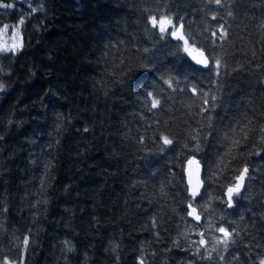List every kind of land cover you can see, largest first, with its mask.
Masks as SVG:
<instances>
[{
    "label": "trees",
    "instance_id": "1",
    "mask_svg": "<svg viewBox=\"0 0 264 264\" xmlns=\"http://www.w3.org/2000/svg\"><path fill=\"white\" fill-rule=\"evenodd\" d=\"M4 2L13 8H2L0 24L24 23L23 47L0 54L8 73L0 79L10 86L0 92V259L259 264L264 0H222L220 6L209 0ZM164 13L183 18L192 39L222 58L219 78L174 56L171 45L182 42L170 35L160 40L148 17ZM221 26L225 40L211 36ZM170 77L178 81L172 88L164 84ZM210 79L219 80L211 84L216 101L205 104L181 91L193 84L209 91ZM148 92L161 106L151 108ZM162 136L173 144L163 145ZM193 157L207 177V195L193 203L203 213L199 226L187 215L192 197L184 168ZM244 167L243 197L233 208L220 204ZM221 217V226L238 232L235 243L221 253L225 259L213 253V261L202 260L196 233L220 235L214 229Z\"/></svg>",
    "mask_w": 264,
    "mask_h": 264
},
{
    "label": "snow or ice",
    "instance_id": "2",
    "mask_svg": "<svg viewBox=\"0 0 264 264\" xmlns=\"http://www.w3.org/2000/svg\"><path fill=\"white\" fill-rule=\"evenodd\" d=\"M210 3H215L217 6L222 4V0H209ZM0 8L3 9H11L13 8V4L5 3L4 0H0ZM43 11L42 8L36 9L33 8L32 11ZM213 19H216L214 16ZM180 21L178 24L176 21ZM148 22L151 25L152 29H157L160 33V40H165L168 35H170L174 40L181 43H176L171 45L172 47L176 48V52L173 53L174 56H180L182 54L183 60L185 63H191L194 65V68L198 66L203 71L208 73L209 78L213 75L219 78L223 73L222 69L225 67L224 62L220 56H213L211 51L207 49L204 45L198 44L196 41L192 39L193 34L185 31V24L183 22V18L181 17H172L169 16L167 13L162 15H149ZM24 20L21 19L19 24L22 25ZM9 31V26L4 25L3 28H0V36L7 34ZM205 31H208L207 29ZM153 36L155 35L154 32L151 33ZM211 36L215 39L225 40L226 39V32L223 26L218 28L216 31L211 33ZM19 26H16L14 29L13 36L11 37V43L0 40V53H17L22 47L23 43L19 39ZM147 53L149 49H144ZM214 51V47L212 49ZM148 60V63L151 64L152 61L148 57H145ZM141 67H147V64L141 65ZM0 72H2V68H0ZM175 81V77H170L169 79L164 80V84H167L169 88L173 87V83ZM216 84L219 86V80H211L210 79V90L209 91H202L199 85L193 84L190 89H188L187 85L181 91L190 90L193 96L196 97H203L204 103L207 104L208 100L216 101L217 96L212 94L214 91L211 89V84ZM3 90V86L0 85V91ZM147 97L151 98V108L155 109L161 106V101L155 97L153 92H148ZM147 100V98H146ZM215 106V105H213ZM204 111V108H201V112ZM59 119V117H58ZM11 123V121H9ZM87 131V129H85ZM260 132L264 133V127L260 128ZM244 139H248L247 134L245 133ZM161 140L163 145H172L173 140L169 139L167 136H162ZM233 144L239 145V140H233ZM261 144H264V136L261 138ZM161 151H164L162 148ZM197 151H199V147H197ZM256 155H261V153H256ZM187 176H188V191L192 197V202L188 204V212L187 215L191 217L193 220L197 222L196 226H199L202 221V211L198 210L197 207L193 206L194 202H198V198H203V196L207 195V189L205 188V180L206 174L204 178H202L201 173V162L196 159L195 157L189 159L187 161ZM249 175V168L244 167L240 172L239 175L235 177V183L229 184L222 195L227 197V200L220 199V204L227 205L228 208H233L235 204L238 202L239 198H242L245 191L246 185L245 180ZM204 189L202 192L201 190ZM211 207V205H209ZM221 223L216 224L214 231L219 233L220 235H212L211 239L208 238V234L205 232H197L196 235L200 237L198 241H194L196 244V254L200 256V259L213 261L215 253L219 256L220 259H225L222 252L228 251L231 244L235 243V235H238L235 229H230L224 226H221L224 223V218H220ZM213 221L209 222V228L212 227ZM214 242V243H213ZM30 244V237L25 236L22 240V245L25 249L28 248ZM65 246L67 247L68 251H72V247L68 242H65ZM203 250V251H202ZM206 253V254H205ZM0 264H23V261L13 260L8 257H4L0 259ZM140 264H144L143 260L140 261ZM259 264H264V256H262L259 260Z\"/></svg>",
    "mask_w": 264,
    "mask_h": 264
},
{
    "label": "rangeland",
    "instance_id": "3",
    "mask_svg": "<svg viewBox=\"0 0 264 264\" xmlns=\"http://www.w3.org/2000/svg\"><path fill=\"white\" fill-rule=\"evenodd\" d=\"M1 11H2V8H0V13ZM4 25L9 26V31L7 32V34L0 36V40L11 43V37L13 36L14 29L16 28V26H19V38L18 39L22 41L19 22L15 24H0V28H3ZM0 54H10L11 55L12 53H0Z\"/></svg>",
    "mask_w": 264,
    "mask_h": 264
},
{
    "label": "clouds",
    "instance_id": "4",
    "mask_svg": "<svg viewBox=\"0 0 264 264\" xmlns=\"http://www.w3.org/2000/svg\"><path fill=\"white\" fill-rule=\"evenodd\" d=\"M8 73L6 72H0V76H4V75H7ZM0 85L3 86V90L0 91V92H6L9 90V85L3 80V79H0Z\"/></svg>",
    "mask_w": 264,
    "mask_h": 264
},
{
    "label": "water",
    "instance_id": "5",
    "mask_svg": "<svg viewBox=\"0 0 264 264\" xmlns=\"http://www.w3.org/2000/svg\"><path fill=\"white\" fill-rule=\"evenodd\" d=\"M187 167H188V164L186 163L185 165V168H184V176H185V182H186V186H187V189H188V176H187ZM243 169V168H242ZM201 173H202V167H201ZM235 183V182H234ZM226 192V191H225ZM188 194L190 195V192L188 191ZM191 196V195H190ZM226 200H227V197H226ZM189 217V216H188ZM190 219H192L191 217H189ZM193 220V219H192ZM194 222H196L195 220H193ZM197 223V222H196Z\"/></svg>",
    "mask_w": 264,
    "mask_h": 264
}]
</instances>
